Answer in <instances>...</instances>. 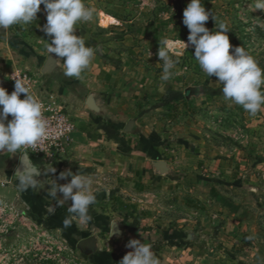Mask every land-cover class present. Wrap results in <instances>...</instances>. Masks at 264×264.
<instances>
[{"label":"rangeland","instance_id":"obj_1","mask_svg":"<svg viewBox=\"0 0 264 264\" xmlns=\"http://www.w3.org/2000/svg\"><path fill=\"white\" fill-rule=\"evenodd\" d=\"M189 2L85 0L96 14L76 33L95 52L79 79L47 52L43 4L32 25L0 36L30 92L52 95L74 124L56 156L28 158L44 173L43 188L18 193L15 173L0 181V264H119L130 239L150 243L160 264H264V108L250 116L225 101L194 46L176 50L187 43ZM255 2L202 0L211 13L205 26L225 22L230 43L264 68V11ZM163 37L178 60L168 81ZM64 154L66 170L88 175L97 196L91 221L68 228L71 201L57 207L46 184L70 182L58 179Z\"/></svg>","mask_w":264,"mask_h":264},{"label":"clouds","instance_id":"obj_2","mask_svg":"<svg viewBox=\"0 0 264 264\" xmlns=\"http://www.w3.org/2000/svg\"><path fill=\"white\" fill-rule=\"evenodd\" d=\"M44 5L46 24L43 31L51 38L47 52L51 56L63 59V74L66 77L79 79L94 57V48L77 35L78 25L94 19L96 10L88 6L85 0H0V30L3 33L13 25H32L37 13ZM264 11V0H256L254 10ZM211 13L205 9L202 0H190L183 10V24L189 29L187 43H179V49L194 46V58L201 70L208 76H215L219 82L223 98L240 106L250 116H256L264 108V68L242 46L230 43L228 25L221 21L209 30L206 22ZM158 57L163 62L161 79H171L172 70L178 60L173 58L175 45L168 37L159 40ZM231 49V51H230ZM151 56L152 53L150 52ZM21 94H24L21 99ZM11 116L9 120L8 117ZM49 135V122L43 115V104L30 92L20 79H15L14 90L0 86V154L17 155L28 158V149L36 150L38 143ZM47 172L55 173L50 168ZM42 171L35 165L17 169L15 178L16 190L24 193L29 189L40 190L45 184L40 182ZM71 177L70 182L60 184L57 179H49L48 195L57 207H67L69 217L64 219V227L71 226L74 220L89 222L90 206L97 199L92 190V179L86 175L74 174L70 169L59 173V180ZM2 203V201H0ZM116 221L111 225L115 228ZM115 234L111 230L110 235ZM141 235H143L141 233ZM126 247L133 249L127 252L119 264H160L152 251L150 243L139 239H130Z\"/></svg>","mask_w":264,"mask_h":264},{"label":"built area","instance_id":"obj_3","mask_svg":"<svg viewBox=\"0 0 264 264\" xmlns=\"http://www.w3.org/2000/svg\"><path fill=\"white\" fill-rule=\"evenodd\" d=\"M10 78L13 82L15 79L22 80L24 84L27 82L26 75L22 72L15 73ZM37 97L43 104V115L49 122V135L38 143L35 151L31 148L27 150L28 158L48 161L67 145L74 131V124L52 95Z\"/></svg>","mask_w":264,"mask_h":264},{"label":"crops","instance_id":"obj_4","mask_svg":"<svg viewBox=\"0 0 264 264\" xmlns=\"http://www.w3.org/2000/svg\"><path fill=\"white\" fill-rule=\"evenodd\" d=\"M3 35H4L3 31L0 30V36ZM2 53L3 52L0 51V86L5 87L10 94L14 90V85H15V82L11 80L10 76L15 73H18L17 69H21V68L19 64L10 66V61L6 59V57L3 56ZM32 93L36 95L35 94L36 92L32 91ZM23 96L24 94H21V97ZM8 119L10 120L11 116H9ZM66 157L67 155L64 154L60 161V164L64 166L65 170L67 169V166L69 164L65 161ZM27 161H28V167H31L34 161L31 160H27ZM20 163H21L20 154L11 155V156L6 153L0 154V181L11 179L13 173H16L17 169H20ZM38 179L42 181L43 180L42 175L38 177Z\"/></svg>","mask_w":264,"mask_h":264},{"label":"water","instance_id":"obj_5","mask_svg":"<svg viewBox=\"0 0 264 264\" xmlns=\"http://www.w3.org/2000/svg\"><path fill=\"white\" fill-rule=\"evenodd\" d=\"M28 158L27 159H23L21 158V163H20V168H24V167H28Z\"/></svg>","mask_w":264,"mask_h":264}]
</instances>
